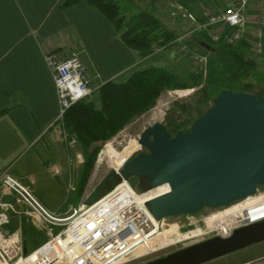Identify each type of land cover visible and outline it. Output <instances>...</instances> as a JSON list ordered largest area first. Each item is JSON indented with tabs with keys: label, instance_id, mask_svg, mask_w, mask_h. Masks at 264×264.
Segmentation results:
<instances>
[{
	"label": "crops",
	"instance_id": "1",
	"mask_svg": "<svg viewBox=\"0 0 264 264\" xmlns=\"http://www.w3.org/2000/svg\"><path fill=\"white\" fill-rule=\"evenodd\" d=\"M65 1L0 0V112L5 111L0 114V176L9 169L15 178L33 190L37 198V186L51 187L52 177L60 181L62 173L63 176L69 177L64 169L62 173H53L55 168L59 170L58 166L65 168L62 165L65 157L60 156V150H66L68 153L72 150L70 146L63 144V141L61 146H54L51 126L59 116L60 105L54 79L45 62L46 52L67 55L70 51H79L93 87H97L101 80L125 81L130 71L143 68L152 59H157V67L161 68L169 61H174V66L179 69L180 74L185 72L184 68H188L183 67L177 58L180 55L185 56L180 53L171 52L170 55L171 53L162 52L142 60L137 51L123 43L121 34L102 13L87 2L67 8L64 7ZM144 2L163 16L167 10L171 11L170 6L175 3L192 14L201 26L207 22L208 15L232 4L231 0ZM153 10L151 13L155 15ZM257 11L258 2L252 0L247 14L249 30L245 38L250 44L258 26ZM171 21L169 25L162 24L175 31L171 26L176 23ZM189 22H192V26L197 23L192 20ZM192 32L186 29L177 33L185 35ZM250 56L261 63L264 62L258 59H264V56L258 57L251 50ZM158 61H161L160 65ZM84 196L85 192L79 204L83 202ZM0 200L13 203L22 213L23 241L27 250L34 249L48 239L45 234V239L42 240L43 232L27 221V213L31 212L28 206L17 203L14 194L4 190L1 185ZM75 208L72 206L65 212H51L55 217L63 218ZM17 220H20L19 216L12 214V222L7 230H17L18 226H14ZM33 234L36 235L34 239L31 237Z\"/></svg>",
	"mask_w": 264,
	"mask_h": 264
},
{
	"label": "water",
	"instance_id": "2",
	"mask_svg": "<svg viewBox=\"0 0 264 264\" xmlns=\"http://www.w3.org/2000/svg\"><path fill=\"white\" fill-rule=\"evenodd\" d=\"M139 143L146 151L114 176L118 183L138 177L149 190L170 187V192L148 202L157 221L230 207L264 187V97L223 91L189 131L172 135L157 122L145 129ZM80 214L78 210L67 218L49 219L67 224ZM263 242L264 219L228 237L216 236L143 264H208Z\"/></svg>",
	"mask_w": 264,
	"mask_h": 264
},
{
	"label": "built area",
	"instance_id": "3",
	"mask_svg": "<svg viewBox=\"0 0 264 264\" xmlns=\"http://www.w3.org/2000/svg\"><path fill=\"white\" fill-rule=\"evenodd\" d=\"M231 1V5L208 15L207 22L201 26L207 29L214 42L225 40L227 44L236 45L247 36V14L252 0ZM257 2L258 26L251 42V51L262 57L264 0ZM189 18L195 21L193 16ZM189 35H181L175 41L155 48V53L173 47L178 53L190 58L196 74L207 76L208 55L187 44ZM44 58L54 79L60 105L59 116L51 127L55 132L59 131V136L60 129L63 130L62 141L72 147L78 143L71 141L65 132L64 117L67 111L76 103L91 97L105 82L101 80L97 87L91 86L87 68L77 50L67 55L46 52ZM0 185L17 196V203L31 209L27 213V221L38 231L46 232L48 237L44 243L31 252L27 250L25 254L22 213L13 203L0 200V264H130L154 253L160 246V241H156L157 246L154 242L159 221L148 208L149 192L137 191L126 179L67 224L51 221L49 218L57 217L39 202L28 186L13 177L9 169L0 176ZM69 189L75 191V187L70 186ZM12 214L19 216L20 220L18 229L11 232L7 228L12 222ZM160 223L164 225V220ZM56 227L66 228L55 233Z\"/></svg>",
	"mask_w": 264,
	"mask_h": 264
},
{
	"label": "rangeland",
	"instance_id": "4",
	"mask_svg": "<svg viewBox=\"0 0 264 264\" xmlns=\"http://www.w3.org/2000/svg\"><path fill=\"white\" fill-rule=\"evenodd\" d=\"M115 1L119 3L123 12H128L130 15H136L141 12H152L153 10V7H150L148 3L144 2L145 0H142L141 2H137V0ZM166 3V5H168V2ZM170 7H172L171 11L167 10L165 16H163V14L157 13L156 10H153L155 15L161 20L163 24L169 25L168 23L172 20L171 22L176 23V25L171 27H173L176 32H182L186 29L193 31L189 37L194 33H199V31L204 29L196 21V18L192 14L186 12L179 5L173 3ZM191 16L194 17V22H197L193 24V26L192 22H189L190 20L193 21L192 18H189ZM171 52L178 53L177 49H170L167 50L165 54H169ZM172 53L170 55H172ZM177 58L180 60V62H182L183 67L188 66V68L183 69L185 72H183L181 75L179 73V69L174 66V61H167V65L162 69L178 74L180 81L189 82V75L195 73V69L191 65V60L190 58L181 55ZM258 59L264 61L262 58ZM160 63L161 61H158V65H160ZM155 66H157V59H152L146 63L144 67L150 68ZM203 89V86H200L192 89H178L174 91L167 90L162 93L152 110L135 118L112 140H109L105 143L94 144L93 146L89 147L75 144L74 146L70 147L72 149L70 153L63 149L60 150V156L65 157V161L62 162V165H64L63 167L65 168L58 166L60 171L55 168L53 174H58L59 172L62 173V169H64L66 172L65 174H69V177H67V175L63 176L62 173L60 181H58V179L55 177H52L53 185L51 187H48L47 185L37 186L39 191L38 196L40 199L37 198L33 190L30 187L29 188L32 190L39 202L50 213H52L51 211L65 212L72 206L76 207L74 210L78 211L81 209V212H83L86 210L87 206H90V204L102 198L99 194L104 192L106 189H110L111 184L114 182L113 175L116 174V172L122 171L123 167H121V160H123V158L121 156V152H124L126 149H130L131 147H139V151L137 153L146 151L144 147L139 145V139L145 129L153 126L157 122H160L165 126L167 125L169 131L170 129L173 131H170L172 135H175L172 120L182 123L187 122V120L189 121L197 119L199 113L204 114L213 105L214 99H210V89H205V92H202ZM93 96L94 98H97L95 94ZM60 131L61 136L58 134L59 131L55 132L54 128L52 127L54 146L55 144L59 146L62 144L64 132L61 129ZM65 132L68 134L66 129ZM63 144L68 147L70 146L64 141ZM67 153L69 154V158L67 157ZM137 153L135 155H137ZM89 163L93 165V169L83 190V193L85 192L84 200L81 204H79L81 202V196L83 195L81 193V180L84 175L86 165ZM134 179H132V181L134 180L133 182H135V185L141 190L142 193L149 192L147 194L148 198L157 193L156 190H147L145 185L142 186L143 184L141 185V180H138L139 178ZM130 184L133 186L131 181ZM70 186L75 187V192L70 191ZM100 187L102 188L100 189ZM133 188L135 187L133 186ZM98 190L100 191L99 193ZM14 197L17 198L15 194ZM74 210H72L69 215L63 218H67L74 214ZM263 218L264 187L259 186L254 197L237 202L230 207H222L218 209L205 208L194 215L189 214L168 217L164 219V226L166 230L158 240L160 241V246L158 249L145 258L134 261L130 264H143L149 262L200 241L216 237L225 230L238 229L242 226H245L246 224H250ZM18 225L19 221L17 220L15 221L14 226L16 227ZM65 228L66 227H56L54 228V232L58 233ZM45 234L46 232L42 233V240L45 239ZM155 243L157 246V242ZM210 264H264V242L225 256L219 260L211 262Z\"/></svg>",
	"mask_w": 264,
	"mask_h": 264
},
{
	"label": "trees",
	"instance_id": "5",
	"mask_svg": "<svg viewBox=\"0 0 264 264\" xmlns=\"http://www.w3.org/2000/svg\"><path fill=\"white\" fill-rule=\"evenodd\" d=\"M81 2H87L102 13L114 29L121 34L123 43L128 48L137 51L142 60L159 54L155 53V48L167 45L181 36L167 29L151 12H141L133 16L126 15L115 0H66L64 7H73ZM187 44L192 49L208 55L207 76L203 73H194L189 75V82H183L179 80L178 74L155 66L136 68L129 72L125 81H107L91 97L76 103L67 111L64 125L70 140L84 147L112 140L135 118L152 110L162 93L167 90L203 86L202 92L210 89V99L214 100L223 91L249 93L257 98L264 97V62L261 63L250 56L251 44L246 39L236 45L227 44L225 40L214 42L207 29H203L190 36ZM170 49L173 47L168 48ZM94 94L97 98H94ZM4 112L3 110L0 114ZM204 114L199 113L198 118ZM197 119L182 123L172 120L175 135L180 130L189 131ZM170 131L173 132L171 129ZM138 151L139 147H131L121 152L123 158L121 167ZM92 169V164L86 165L81 180L82 194ZM113 178L114 182L111 186L118 184L114 175ZM130 181L135 189L141 192L132 178L129 179ZM109 192L110 189H106L99 195L103 197ZM35 236L33 234L31 237L34 239ZM34 249L28 251L31 252Z\"/></svg>",
	"mask_w": 264,
	"mask_h": 264
},
{
	"label": "bare ground",
	"instance_id": "6",
	"mask_svg": "<svg viewBox=\"0 0 264 264\" xmlns=\"http://www.w3.org/2000/svg\"><path fill=\"white\" fill-rule=\"evenodd\" d=\"M139 145H140V143H139ZM108 151H109V149H108ZM125 164H126V163H125ZM125 164H124V165H125ZM157 189H158V190H157ZM154 190H156L157 193L154 194V195H152L150 198H148L149 200H152V199H154V198H156V197H158V196H160V195H163V194H166V193L170 192V187H169L168 185H165V186H162V187L156 188V189H154ZM154 190H152V191H154ZM251 197H254V195H253V196H250V197H248V198H251ZM248 198H246V199H248ZM246 199H244V200H246ZM241 201H243V200H241ZM239 202H240V201H239ZM78 219H79V218H78ZM78 219H76V220H78ZM263 219H264V218H263ZM263 219H261V220H263ZM261 220H258V221H261ZM258 221H255V222H258ZM255 222H252V223H255ZM157 224H158V228H159V230H158L157 237L155 238L154 242L158 241V240L160 239V237L163 235L164 231L166 230L165 226H164L162 223L158 222ZM250 224H251V223H250ZM234 230H235V229H234ZM234 230H232L231 232L225 233V234H223V235H218V236L228 237V236L231 235V233H232ZM200 242H201V241H200Z\"/></svg>",
	"mask_w": 264,
	"mask_h": 264
},
{
	"label": "flooded vegetation",
	"instance_id": "7",
	"mask_svg": "<svg viewBox=\"0 0 264 264\" xmlns=\"http://www.w3.org/2000/svg\"><path fill=\"white\" fill-rule=\"evenodd\" d=\"M134 178H137V179H138V177H132V179H134ZM134 180H135V179H134ZM134 180H133V181H134ZM138 180H141L140 182H141V185L143 184L142 186L145 185V187L148 188V183H147L145 180H142V179H138ZM148 190H149V189H148ZM231 231H232L231 229H229V230H225L224 232H221V233L218 234V235H223V234L228 233V232H231ZM218 235H217V236H218ZM212 238H213V237H212ZM209 239H210V238H209ZM187 247H188V246H187Z\"/></svg>",
	"mask_w": 264,
	"mask_h": 264
}]
</instances>
